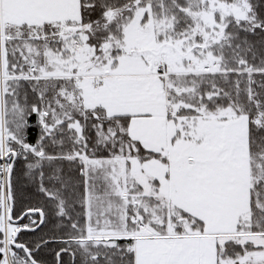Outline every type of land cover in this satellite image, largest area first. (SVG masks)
Masks as SVG:
<instances>
[{"label":"snow or ice","instance_id":"obj_1","mask_svg":"<svg viewBox=\"0 0 264 264\" xmlns=\"http://www.w3.org/2000/svg\"><path fill=\"white\" fill-rule=\"evenodd\" d=\"M44 252L264 264V0H0V264Z\"/></svg>","mask_w":264,"mask_h":264},{"label":"trees","instance_id":"obj_2","mask_svg":"<svg viewBox=\"0 0 264 264\" xmlns=\"http://www.w3.org/2000/svg\"><path fill=\"white\" fill-rule=\"evenodd\" d=\"M41 259L45 260L46 262H48V264H50L51 257L49 256V254L47 252H44L41 254Z\"/></svg>","mask_w":264,"mask_h":264}]
</instances>
